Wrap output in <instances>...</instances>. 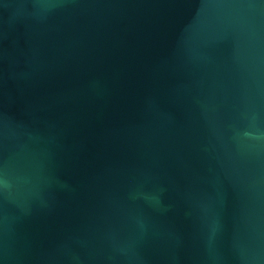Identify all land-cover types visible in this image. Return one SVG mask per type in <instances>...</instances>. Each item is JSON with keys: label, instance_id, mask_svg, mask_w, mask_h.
Instances as JSON below:
<instances>
[{"label": "water", "instance_id": "obj_1", "mask_svg": "<svg viewBox=\"0 0 264 264\" xmlns=\"http://www.w3.org/2000/svg\"><path fill=\"white\" fill-rule=\"evenodd\" d=\"M0 264H264V0H0Z\"/></svg>", "mask_w": 264, "mask_h": 264}]
</instances>
